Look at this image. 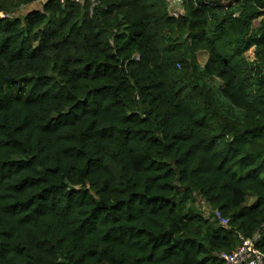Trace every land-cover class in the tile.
Listing matches in <instances>:
<instances>
[{
	"label": "trees",
	"instance_id": "trees-1",
	"mask_svg": "<svg viewBox=\"0 0 264 264\" xmlns=\"http://www.w3.org/2000/svg\"><path fill=\"white\" fill-rule=\"evenodd\" d=\"M98 1L0 0V264H225L264 226V0Z\"/></svg>",
	"mask_w": 264,
	"mask_h": 264
},
{
	"label": "built area",
	"instance_id": "built-area-1",
	"mask_svg": "<svg viewBox=\"0 0 264 264\" xmlns=\"http://www.w3.org/2000/svg\"><path fill=\"white\" fill-rule=\"evenodd\" d=\"M48 0H42L43 3ZM62 4H88L90 11L93 12L94 8L99 5L98 0H58ZM171 14L178 17L184 13V0H169ZM216 217L221 225L224 227L229 226V219L223 216L220 211H216ZM264 231V226H263ZM258 232L253 237L245 238L240 236L241 243L230 253H222L220 257L224 260L225 264H264V252L258 247L261 240L262 233Z\"/></svg>",
	"mask_w": 264,
	"mask_h": 264
},
{
	"label": "rangeland",
	"instance_id": "rangeland-1",
	"mask_svg": "<svg viewBox=\"0 0 264 264\" xmlns=\"http://www.w3.org/2000/svg\"><path fill=\"white\" fill-rule=\"evenodd\" d=\"M224 1L228 2V0H224ZM41 3L42 2H36V3L30 4L28 6H25L22 9H20L18 12H16L13 16H22L23 17V15L26 14V12H28L30 10L40 9L42 6ZM249 55H250L251 59L254 58L252 50H251ZM200 61L202 62V64H205L206 56L204 54L200 57Z\"/></svg>",
	"mask_w": 264,
	"mask_h": 264
},
{
	"label": "clouds",
	"instance_id": "clouds-1",
	"mask_svg": "<svg viewBox=\"0 0 264 264\" xmlns=\"http://www.w3.org/2000/svg\"><path fill=\"white\" fill-rule=\"evenodd\" d=\"M2 15H4V13L3 12H0V16H2Z\"/></svg>",
	"mask_w": 264,
	"mask_h": 264
},
{
	"label": "crops",
	"instance_id": "crops-1",
	"mask_svg": "<svg viewBox=\"0 0 264 264\" xmlns=\"http://www.w3.org/2000/svg\"><path fill=\"white\" fill-rule=\"evenodd\" d=\"M169 1V0H168ZM170 2V1H169Z\"/></svg>",
	"mask_w": 264,
	"mask_h": 264
}]
</instances>
